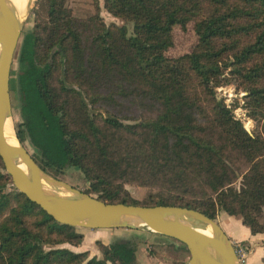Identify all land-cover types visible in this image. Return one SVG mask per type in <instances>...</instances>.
I'll list each match as a JSON object with an SVG mask.
<instances>
[{"label": "trees", "instance_id": "1", "mask_svg": "<svg viewBox=\"0 0 264 264\" xmlns=\"http://www.w3.org/2000/svg\"><path fill=\"white\" fill-rule=\"evenodd\" d=\"M41 1L46 26L24 32L15 53V131L36 163L57 178L77 168L89 184L84 192L107 203L181 206L212 219L221 210L263 233L264 121L261 134L248 133L214 88L227 68L246 89L251 116L264 115V0H103L108 13L132 22L130 34L98 14L72 17L66 0ZM190 21L196 45L166 57L173 26ZM115 95L157 111L123 123L103 105ZM236 159L248 164L239 188ZM120 181L156 191L138 202ZM82 239L16 190L0 158V264H134L144 242L132 234L100 243V258L52 247ZM178 243L183 263L189 252Z\"/></svg>", "mask_w": 264, "mask_h": 264}, {"label": "water", "instance_id": "2", "mask_svg": "<svg viewBox=\"0 0 264 264\" xmlns=\"http://www.w3.org/2000/svg\"><path fill=\"white\" fill-rule=\"evenodd\" d=\"M31 2L27 1L23 18L14 11L6 15L0 3V158L16 190L62 224L89 229L148 230L184 244L189 252L187 264H240L233 242L219 223L198 210L172 205L107 203L54 177L36 163L12 124L9 84ZM7 119H11L14 143L8 142L4 134Z\"/></svg>", "mask_w": 264, "mask_h": 264}, {"label": "rangeland", "instance_id": "3", "mask_svg": "<svg viewBox=\"0 0 264 264\" xmlns=\"http://www.w3.org/2000/svg\"><path fill=\"white\" fill-rule=\"evenodd\" d=\"M65 7L70 10L71 16L75 17L78 20L84 21L87 20L89 17L98 14V16L101 17V19L104 21L105 24H110V23H114L117 25L124 24L128 30V34L132 32V26H133L132 22L122 20L121 18L113 16L112 14L108 13L103 6V0H66ZM46 21H47V16L43 2L41 0H32L29 13L23 24L19 41L21 40V37L24 32L31 31L35 28L37 22H40V27L38 29H41L46 26ZM171 36H172V45L169 48H167L164 52V55L168 58H177L180 55L190 52L197 43V35L193 29L192 21L188 22L184 28L180 27L179 25L173 26L171 31ZM227 58H231V56L228 55ZM17 69H18L17 62L15 61L14 58L10 73V79L12 81L10 86V96H11V105H12L11 119L14 128H15V124L21 120L19 114L20 102H19L16 82H15ZM221 78H222V80L220 81L221 84L214 88L216 98L223 101L226 104V106L229 107L232 115L236 119L241 121L243 128L248 133L252 135L261 134V124L264 121V115L258 119H255L251 116V111L249 110L248 107L247 91L241 84L240 80L234 77L233 75H231L228 72V69L224 67H223V75ZM103 105H105L107 111H111L119 115L122 118V122L126 124H135L140 121L150 119L151 117L154 116V114L157 111L155 107H152L147 102L140 101L139 99H135L131 96L121 97L115 95L114 101H108ZM23 144L30 154H34L35 151L33 150L32 146L29 144L28 141H24ZM234 167H237L239 170H238V177L233 182V186L239 188L242 181V175L246 172L248 168V164L243 159H236V161H234ZM57 176L59 177V179L64 180L65 182L75 186L81 191H84L89 186L88 182L84 179L82 172L75 167H66L64 171L62 173H59ZM120 182L122 183L123 188L129 194V198L136 200L138 202H145L147 195L150 193H154L156 191L154 187L140 185L135 181H120ZM9 187L10 186L6 187V189H9ZM93 195L95 194L93 193ZM222 214H226V212L221 210L217 211L215 215V220L217 221L218 219V221H220ZM234 217L241 219L240 215ZM75 230L83 235L82 231L91 230V229L75 227ZM116 230L117 232H121L123 234L120 235V238H128L132 236V234L140 235L144 240V242L140 243L137 249L139 247L147 246L148 251L151 250L150 252L151 255L153 254L152 249L158 250V247L153 243L157 238L154 239L153 237H151V234H157V233H153L148 230H131L126 228H117ZM83 239H84V235H83ZM83 239L80 245L82 244ZM171 240H175V239L172 238ZM175 241L179 242L177 240ZM95 244L97 245V250L99 251V253H97L98 255H93L90 251L86 250L88 252V257L95 256L97 258H100L102 257L100 242L96 241ZM83 245L92 246L93 242L86 239L84 240ZM65 246L72 247L73 245L64 243L52 247H65ZM45 247L48 248L49 246H45Z\"/></svg>", "mask_w": 264, "mask_h": 264}, {"label": "crops", "instance_id": "4", "mask_svg": "<svg viewBox=\"0 0 264 264\" xmlns=\"http://www.w3.org/2000/svg\"><path fill=\"white\" fill-rule=\"evenodd\" d=\"M217 222L221 228L228 235L230 240L234 243L245 241L248 249L247 264H264V232L251 234L248 227L243 225L240 218L222 214L221 220ZM117 228L112 229H91L82 231L84 239L81 245L65 246L74 251H90L93 255H98L96 241H99L103 245H108L114 239L120 238L123 235L121 232H117ZM155 242H153L158 250L152 249L148 251L147 246L139 247L135 254V264H187V260L181 263L178 260V247L179 243L172 238L163 236L160 234H151ZM93 242L92 246L83 245L84 240ZM147 245V244H145ZM151 249V248H150ZM180 255V254H179Z\"/></svg>", "mask_w": 264, "mask_h": 264}, {"label": "bare ground", "instance_id": "5", "mask_svg": "<svg viewBox=\"0 0 264 264\" xmlns=\"http://www.w3.org/2000/svg\"><path fill=\"white\" fill-rule=\"evenodd\" d=\"M7 1V2H6ZM0 0L1 3V11L5 13L6 15H10L15 12L16 16H19L20 18H23L22 16L26 15L27 12V1L29 0ZM4 134L7 138V141L10 143H14L13 138V130H12V124L11 119H7L4 124ZM23 168V166H21ZM206 234H208V231H204Z\"/></svg>", "mask_w": 264, "mask_h": 264}, {"label": "built area", "instance_id": "6", "mask_svg": "<svg viewBox=\"0 0 264 264\" xmlns=\"http://www.w3.org/2000/svg\"><path fill=\"white\" fill-rule=\"evenodd\" d=\"M234 249L236 251V254L238 256L239 259V263L240 264H247V253H248V249L246 246H244L242 243L240 242H236L234 243Z\"/></svg>", "mask_w": 264, "mask_h": 264}]
</instances>
